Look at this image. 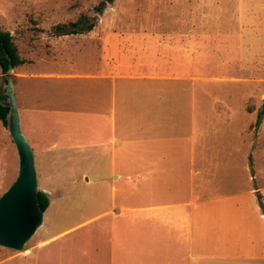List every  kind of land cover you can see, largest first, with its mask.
<instances>
[{
    "label": "rangeland",
    "instance_id": "374dc122",
    "mask_svg": "<svg viewBox=\"0 0 264 264\" xmlns=\"http://www.w3.org/2000/svg\"><path fill=\"white\" fill-rule=\"evenodd\" d=\"M100 1L0 0V29L21 52L36 53L23 70H70V62L39 60L59 36L55 25L86 14L95 26L70 35L92 40L107 64L131 75L112 88L109 79L22 77L12 68L37 190L49 199L28 242L68 229L41 251L77 242L95 256L102 244L135 243L151 246L116 254L136 253L134 264H264V117L255 125L264 100V0H104L95 12ZM191 18L194 46L177 41V24L190 33ZM98 57L73 69L89 72ZM17 170L0 122V194ZM168 204L189 219L152 207ZM0 249V264L33 259L3 261ZM66 253L56 264H78ZM120 257L113 264H132Z\"/></svg>",
    "mask_w": 264,
    "mask_h": 264
},
{
    "label": "crops",
    "instance_id": "0c3cea01",
    "mask_svg": "<svg viewBox=\"0 0 264 264\" xmlns=\"http://www.w3.org/2000/svg\"><path fill=\"white\" fill-rule=\"evenodd\" d=\"M189 6H190L189 8L193 11L194 7H192L190 3H189ZM192 16H194V14ZM190 25H191L190 26L191 29L189 28L188 31H191V32L185 34L183 32V28H182V32H180L181 29L179 27V24H177V36H178L177 41L178 42L179 41L180 42L181 41L192 42V46H194L195 43H198V37H199L197 29H195V32H194V28L197 25V22L194 18H191ZM60 35L59 36L57 35L58 37H54L53 39H51L52 47H50V52L49 53L47 52V54H44V56L47 55V58L41 59L39 61H44L48 59L47 61H50L52 63L55 60L56 61L63 60V62H70L71 63L70 65L73 64L72 68L64 72H54V73H47V74H44V73L37 74L34 71H30L29 73L27 70H23V68L25 69L26 65L33 64L34 62H38L37 60L35 61L34 58L32 59L33 55H35L36 53L34 49L29 50L28 48L26 49L25 52L22 49V52H21V47L17 46V53L21 59V63H19L17 67L22 69L21 70L22 77H25V76L33 77L36 75L37 76L38 75H42V76L43 75H46V76L56 75V76H63L64 78H69V77L102 78V79L112 80L110 82L111 83L110 87L114 88L113 80L120 79V78L126 79L128 76L129 77L131 76L129 75V73H121V70H120L121 68L118 62L114 61L115 64L113 63H111L110 65L107 64L104 58L102 57L103 50H101V47L98 46L97 44L95 45H92L91 43L88 44L92 40L87 41L86 37L85 36L82 37V35L80 36L78 35L71 36L70 34H60ZM69 38H72L71 40L75 42L73 45L66 44V41L70 40ZM78 42H80V44ZM87 45L91 46L90 49L92 51L88 49ZM98 51H99V54H98ZM27 53L30 55H28ZM70 54L72 56H69ZM92 54H96L97 57L99 55L98 60H97L99 63L97 61H94L90 64H87L85 67H88V66L91 67V70H89V72L88 71L83 72L81 68L73 69V67H78V64L82 65L83 62H86L88 56ZM25 55L27 56V60H25L26 58ZM74 64H76L77 66ZM112 97H113V94L111 92V102H113ZM17 111H18V108H17ZM109 113H111V109H109ZM263 117H264V111H263L262 119ZM260 198H261V205H262L263 204L262 196ZM152 207L153 209H158V208L167 209V210L173 209L174 214H176L179 220L181 219L186 222L189 219V216L186 212H184V209L180 208L176 204L175 205L168 204V205H163L161 207H155V206H152ZM67 230L65 229L51 237L37 240L36 242H33V243H29L28 242L29 240H28L24 247L26 250L24 251L1 247L3 248V254H5V256L3 255V261H8L14 258L25 257V256H29L33 254V259H31L29 262H26V263L23 262L22 264H56L59 262L65 263L66 260H64L63 257L65 256V251H68L69 253H66L68 254L67 258L72 259V257H74L78 264H85V262L87 261L94 262V264H96L97 262L100 264H113L116 256L118 258H121L120 256L122 257L126 256L127 258L126 260L134 264L136 260V253L130 254L129 252L127 253V255L126 254L119 255V254H116L115 251L124 250L125 248L128 251L145 250L147 249V247L151 246L149 244L138 245L135 243H132V244L128 243L124 245L114 244V243L102 244L101 248H96V250L100 249L101 251H103V253L100 251V253L93 256L92 254H87V250L89 248L87 244L69 242L67 245H57L54 247H48L50 251H41V250H45L42 248H46V246H51V243L53 242L52 240L64 234ZM5 250H9L8 253H6ZM71 251H74L75 253H72ZM140 255L143 257H146L147 255H150V254L141 253Z\"/></svg>",
    "mask_w": 264,
    "mask_h": 264
},
{
    "label": "water",
    "instance_id": "95a60500",
    "mask_svg": "<svg viewBox=\"0 0 264 264\" xmlns=\"http://www.w3.org/2000/svg\"><path fill=\"white\" fill-rule=\"evenodd\" d=\"M8 74L12 67L9 64ZM9 133L18 153V170L11 184L0 194V246L26 250L25 244L41 224L33 152L20 129L13 80L7 81Z\"/></svg>",
    "mask_w": 264,
    "mask_h": 264
},
{
    "label": "trees",
    "instance_id": "16d2710c",
    "mask_svg": "<svg viewBox=\"0 0 264 264\" xmlns=\"http://www.w3.org/2000/svg\"><path fill=\"white\" fill-rule=\"evenodd\" d=\"M104 0L100 1L97 5H95V12H99L103 8ZM96 24V21L92 19V17L83 14L80 15L75 21H70L66 24H57L55 25L56 30L60 32H56L55 35L60 34H76V33H84L91 30ZM67 26H70V29L64 30ZM62 30V31H61ZM19 63H21V59L17 53V47L13 42L12 35L7 30L0 29V70L4 74V82L8 81V72L7 68L10 64L12 68L16 67ZM8 99L7 93L0 92V122L4 127L9 126V106L6 105V101ZM264 111V100L262 104V108L257 113V118L255 125L258 126L262 120ZM37 199L38 205L41 211H44L49 205V199L45 192L37 190Z\"/></svg>",
    "mask_w": 264,
    "mask_h": 264
}]
</instances>
